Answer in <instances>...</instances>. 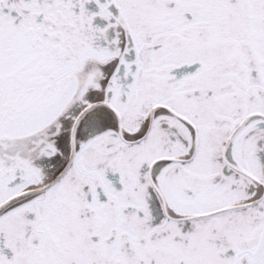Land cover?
I'll return each mask as SVG.
<instances>
[{
	"label": "snow or ice",
	"instance_id": "1",
	"mask_svg": "<svg viewBox=\"0 0 264 264\" xmlns=\"http://www.w3.org/2000/svg\"><path fill=\"white\" fill-rule=\"evenodd\" d=\"M0 264H264V0H0Z\"/></svg>",
	"mask_w": 264,
	"mask_h": 264
}]
</instances>
